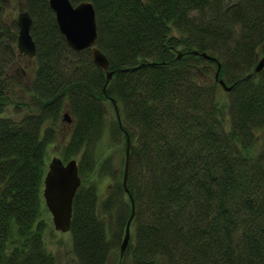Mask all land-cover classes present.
Wrapping results in <instances>:
<instances>
[{"label": "trees", "instance_id": "trees-1", "mask_svg": "<svg viewBox=\"0 0 264 264\" xmlns=\"http://www.w3.org/2000/svg\"><path fill=\"white\" fill-rule=\"evenodd\" d=\"M90 1L107 82L89 48L66 44L48 0H19L36 66L32 110L17 118L3 112L18 26L0 8V264L56 262L42 189L65 107L73 126L62 159L80 153L69 228L78 264H264V66L248 75L264 50V0ZM112 98L122 125L115 116L108 132L131 139L129 193L124 158L97 149Z\"/></svg>", "mask_w": 264, "mask_h": 264}, {"label": "water", "instance_id": "water-1", "mask_svg": "<svg viewBox=\"0 0 264 264\" xmlns=\"http://www.w3.org/2000/svg\"><path fill=\"white\" fill-rule=\"evenodd\" d=\"M49 7L54 12L59 32L64 36L66 44L74 50L90 49L92 61L101 67L106 73V82L110 79L112 71L109 68V60L104 52L97 46L98 32L96 12L93 3L90 0H80L73 3L71 0H48ZM17 49L19 52L32 56L36 52V44L30 33L32 17L27 10H20L17 14ZM197 54V49L191 50ZM182 51L178 50L177 56H180ZM205 58H214L206 51L200 52ZM264 66V50L258 57L257 63L253 70L248 75L259 71ZM219 62L214 73L220 86L228 91L231 85H228L222 77H219ZM106 84V83H105ZM112 103L119 121L121 118L115 99L112 98ZM67 119H71L65 114ZM130 147L131 140L126 134V144L124 150L123 164V184L125 192H128L126 181L130 167ZM81 178L78 173V165L76 158L72 157L63 161L60 156H53L49 163L43 178L42 195L46 208L51 213L52 222L57 230L66 231L70 228L72 215V199L80 185ZM131 213L127 219L124 235L120 243V256L123 255L129 240H130V225L134 216V203L131 200Z\"/></svg>", "mask_w": 264, "mask_h": 264}, {"label": "rangeland", "instance_id": "rangeland-1", "mask_svg": "<svg viewBox=\"0 0 264 264\" xmlns=\"http://www.w3.org/2000/svg\"><path fill=\"white\" fill-rule=\"evenodd\" d=\"M0 8L5 15L13 16L15 18L18 12L23 10L19 0H0ZM17 53L18 54L15 61H13V63L8 68V77L11 78L12 82L8 91L9 101L7 102V106L3 112V114L15 118L32 110L31 106L27 107L25 104L30 102L31 93L27 87L32 81L36 66V60L34 56L20 53L18 50ZM220 92L223 99H225L226 91L223 88H220ZM105 105L107 110L106 118L108 122L106 123V129L101 140L97 143V149L101 151V157L109 153L112 154L116 160H120V158H124L125 138L122 135H119L116 139L110 134V132H108L110 125L109 121L115 118L116 113L109 100L105 101ZM68 113L69 112L66 107L61 109L59 118L55 123L56 125L54 124L56 129L55 137L46 148V166L53 156L62 157V147L69 139L73 126V119ZM65 114L70 117V121L67 119ZM79 155L80 153L74 157L77 158ZM107 184L108 179L104 177L99 180L98 187L104 191L107 187ZM44 218L47 222V227L44 232L45 245L49 250L54 252L56 256L55 264H78L72 252L71 232L69 230H56L52 222L51 213L47 208L44 211Z\"/></svg>", "mask_w": 264, "mask_h": 264}, {"label": "bare ground", "instance_id": "bare-ground-1", "mask_svg": "<svg viewBox=\"0 0 264 264\" xmlns=\"http://www.w3.org/2000/svg\"><path fill=\"white\" fill-rule=\"evenodd\" d=\"M101 49V48H100ZM106 55V54H105ZM227 83V82H226ZM220 85V84H219Z\"/></svg>", "mask_w": 264, "mask_h": 264}]
</instances>
